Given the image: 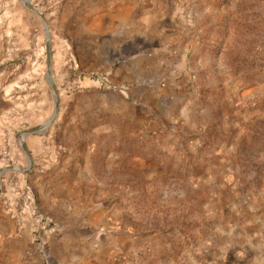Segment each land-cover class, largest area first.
<instances>
[{
  "label": "rangeland",
  "instance_id": "374dc122",
  "mask_svg": "<svg viewBox=\"0 0 264 264\" xmlns=\"http://www.w3.org/2000/svg\"><path fill=\"white\" fill-rule=\"evenodd\" d=\"M132 4L112 30L165 45L105 64L109 8L0 0V206L43 264L63 229L68 264H264V0Z\"/></svg>",
  "mask_w": 264,
  "mask_h": 264
},
{
  "label": "crops",
  "instance_id": "0c3cea01",
  "mask_svg": "<svg viewBox=\"0 0 264 264\" xmlns=\"http://www.w3.org/2000/svg\"><path fill=\"white\" fill-rule=\"evenodd\" d=\"M133 0H95L98 10L104 12L103 10L109 8V13H99L100 22L104 27H109V30L103 36V42H101V50L99 49L96 52H88L84 61L86 63H105L108 64L112 60V56H118L123 54L125 51H136L142 50L145 54H150V49L153 51L159 52L160 48L165 45V35L159 33L156 34L154 32H142L139 34H128L124 30L122 31H114L112 30L113 24L119 23V15L121 12L130 13L133 12ZM150 1V0H149ZM101 6V7H100ZM103 7V10H102ZM114 11V12H113ZM121 11V12H120ZM111 31V32H109ZM153 53V52H152ZM123 70H132L133 67H129V62H125L123 66ZM52 152V151H51ZM50 153V152H48ZM69 194L71 195L69 198L71 199L72 194L73 197H76V194L81 193L79 190H69ZM98 210L97 206L94 208H90L89 212H87V217L85 218H77L71 221L74 215H70L63 222L71 226V224H75V226L80 225L81 223L88 224H96L97 218L103 216L102 221H105L103 212ZM72 211V209H70ZM69 211V213H70ZM92 211V212H90ZM56 213L59 217L63 216L64 213H60L56 208L52 211ZM19 225V226H18ZM16 224L15 221L12 220L11 215L0 206V264H25L29 260L30 264H43L39 255L37 254V247H35L34 243L27 237H25L24 230L27 227ZM67 234L63 229L60 233H56L53 237H48L46 241V246L48 247L50 254L53 255L54 259L58 261V264H68L65 261L66 255L63 254L62 257H57V251H68L69 247L66 243Z\"/></svg>",
  "mask_w": 264,
  "mask_h": 264
},
{
  "label": "water",
  "instance_id": "95a60500",
  "mask_svg": "<svg viewBox=\"0 0 264 264\" xmlns=\"http://www.w3.org/2000/svg\"><path fill=\"white\" fill-rule=\"evenodd\" d=\"M26 4H27L28 7H30L31 9H33L34 11L37 12V10L34 7H32L28 2H26ZM41 17L46 22L45 17L42 16V15H41ZM47 53H48V56H50V46L49 45L47 47ZM59 112H60V98H59V96H57V103H56V107H55V112H54V115L51 118V120L45 125H42V126H39V127H35V128H31V129H28V130L24 131V134L28 135V134L42 132L46 127H49L57 119V117L59 115ZM23 147L27 151V153L30 155L28 147H27V145L24 142H23Z\"/></svg>",
  "mask_w": 264,
  "mask_h": 264
}]
</instances>
